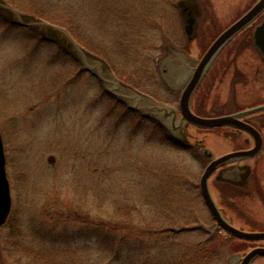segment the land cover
Listing matches in <instances>:
<instances>
[{"label": "rangeland", "instance_id": "374dc122", "mask_svg": "<svg viewBox=\"0 0 264 264\" xmlns=\"http://www.w3.org/2000/svg\"><path fill=\"white\" fill-rule=\"evenodd\" d=\"M6 1L69 30L125 84L177 109L194 61L169 85L166 65L157 66L158 59L173 58L166 47L170 42L185 49L196 67L218 33L214 23L199 27L197 22L190 39L180 0ZM199 1L211 13L214 6L242 9L248 2L195 0L192 6ZM230 81L204 87L193 108L203 115L226 113L264 95L262 80L251 78L238 87V105L230 103ZM0 132L12 196L11 214L0 226V264H111L108 241L98 234L115 239L124 253L115 264H231L235 259L237 241L225 231L215 236L201 229L175 231L198 222L214 231L199 188L209 164L202 149L215 157L229 153L235 146L231 130L187 126L188 141L172 143L156 121L106 93L100 80L82 71L54 41L1 15ZM227 168L241 174L231 175L232 182L220 179L222 170L211 176L217 205L237 227L263 228L264 157ZM250 171L255 173L251 188L244 175ZM257 183L263 189L257 191Z\"/></svg>", "mask_w": 264, "mask_h": 264}, {"label": "water", "instance_id": "95a60500", "mask_svg": "<svg viewBox=\"0 0 264 264\" xmlns=\"http://www.w3.org/2000/svg\"><path fill=\"white\" fill-rule=\"evenodd\" d=\"M195 0H181L179 3L180 8L183 10L188 8V12H183V16L186 18V33L190 39L195 34V16L198 13V6H192ZM264 8V0H260L254 8L245 15L241 20L232 25L226 31H224L208 48L202 59L195 67V60H192L188 53L184 50L176 48L172 44L166 45L167 50L173 55L172 59L160 58L157 61L158 66H163V62L166 65L165 72H168V76L164 77L165 83L172 85L174 83V74L183 70L186 63L194 61V67L189 77V81L182 91L179 109L169 106L165 103L156 101L154 98L141 93L132 86L125 84L114 74L109 64L102 58L92 54L83 46H81L72 34L65 28L47 22L45 20L36 18L34 16L21 13L6 0H0V15L5 21L21 27H27L33 29L38 34H41L44 39L54 41L68 54L72 55L75 60L80 64L81 70H87L100 80L104 90L115 97L118 101L124 103L129 109L140 113L143 117L156 121L162 126L170 136L179 142H186L187 132H185L187 126H194L197 128L212 129L216 127L224 126H236L244 129L248 133L254 136L256 139V148L246 152L228 153L220 157H215L214 153L208 149H202V155L209 161L199 183L200 192L202 198L211 213L213 219L216 222L214 231H210L203 223L192 226H182L179 229H175L177 232L182 231H194L201 229L214 235L215 232L221 228L227 234L232 237L241 240H259L264 238V232H249L241 230L226 220L223 216L221 209L217 205L209 185L211 176L220 168L238 162L244 159H250L260 150L259 140L261 139L260 133L252 126L247 125L240 120L241 117L251 115L253 113L264 111V105L256 107L254 109L242 111L240 113L228 116L203 118L196 115L190 106L191 98L196 91L198 85L203 79L204 75L211 67L215 59L221 50L229 43V41L259 12ZM263 37L261 31L256 33V41L260 51L263 53ZM181 114V118L178 114ZM184 130V131H182ZM200 145V142H198ZM226 169V170H225ZM221 171L220 179L232 182L233 177L230 170L233 168H225ZM236 175V174H235ZM246 177L248 173L244 174ZM12 210V196L11 187L7 175L6 169V154L4 148V142L2 134L0 132V226L7 223ZM260 250H255L243 259V264H250L255 255Z\"/></svg>", "mask_w": 264, "mask_h": 264}, {"label": "flooded vegetation", "instance_id": "af4514ba", "mask_svg": "<svg viewBox=\"0 0 264 264\" xmlns=\"http://www.w3.org/2000/svg\"><path fill=\"white\" fill-rule=\"evenodd\" d=\"M214 1H217V0H214ZM259 1L260 0H248V2L245 4V7H242V9L240 8L237 9L238 6H236L235 8H229L228 10H226L223 7L219 8V7L214 6L213 13L209 12L208 10H205L199 1L200 5L198 6V13L194 17L195 18L194 26H196L198 22L199 27H200V24L205 22L208 24L214 23L215 26L218 27V33L213 38V40L210 42L209 46L203 52L201 59L206 53V51L208 50V48L211 46V44L224 31H226L232 25H234L239 20H241L245 15H247ZM179 11H180L182 18L186 20L185 16H183V12L185 13L188 12L189 11L188 8L185 7L184 10L182 8H179ZM257 31H261V36L263 37L262 46H263V51H264V8L254 18H252L229 41L228 44H226V46L221 50V52L218 54L217 58L211 65V67L208 69V71L204 75L203 79L198 85L190 101L191 109L196 115L203 117V118L228 116V115H234L242 111L254 109L256 107L264 105V95L261 94L255 100V102L253 101L249 106L240 107L241 106L240 105L238 109H235L233 111H229L226 113L203 115L201 112L195 110L192 106V102L194 98L198 95V92L205 89L204 87L211 90V89H214V86H216V83L220 84L221 86H224L225 79L231 80L229 82V86H231L229 100H230V103H234L235 105H238V101H239L238 100V87L239 86L244 87V85L247 84L248 79H251V78L257 79V80L261 79L262 86L260 87V89H261V92L264 93V52L262 53L257 45V41H256ZM210 78H212V80L216 79L217 81L210 82L211 81L209 80ZM180 98H179V102H180ZM203 101H204V98H203ZM179 102H178V107H179ZM217 103L220 108H223L222 106L226 105L224 102L222 101L220 102V100ZM178 117L181 118V115H178ZM240 120H242L243 123L254 127L260 133V136H261V139L259 140L260 150L251 159H258V158L264 157V111H259L251 115L241 117ZM224 127H227L231 130V135H230L231 143L235 145L232 151H230L229 153L246 152V151H250L256 148L257 146L256 139L254 138L253 135H251L244 129L240 127H236V126H224ZM217 128H221V127H216L212 129H217ZM212 129H202L201 128V130H212ZM235 143H238V144L236 145ZM232 170L235 171V173H232V172L230 173L232 175L236 174L237 176H239L241 174L239 173L238 168H233ZM254 174L255 173L254 172L252 173L251 171L250 175L247 176L250 179V184L252 183L251 185H248V187L250 188L254 187L252 186ZM256 185L257 187L255 188L257 191L259 189L260 190L263 189L262 184L261 186L259 185V183L255 184V186ZM239 186L242 187L243 185L239 184ZM228 221L232 223L230 220ZM245 230L250 231V232H264V227L261 229L248 227V229H245ZM219 231L222 232L223 230L218 229L215 234H217ZM227 238L233 241H237L236 247L234 246L233 248V255L235 256V259L234 260L231 259V261L233 260L231 264H243V259L245 258V256L255 250H260V251L259 253H257V255H255V257L253 258L250 264H264V238L259 239V240H241V239H237L234 237H230L228 234H227Z\"/></svg>", "mask_w": 264, "mask_h": 264}, {"label": "trees", "instance_id": "16d2710c", "mask_svg": "<svg viewBox=\"0 0 264 264\" xmlns=\"http://www.w3.org/2000/svg\"><path fill=\"white\" fill-rule=\"evenodd\" d=\"M11 5V4H10ZM70 28V27H69ZM69 31V30H68ZM70 32V31H69ZM71 33V32H70ZM72 34V33H71ZM73 36V35H72ZM169 43V42H168ZM84 47V46H83ZM85 48V47H84ZM109 64V63H108ZM110 66V65H109ZM111 67V66H110ZM112 68V67H111ZM161 127V126H160ZM164 131L167 133V131L164 129ZM168 134V133H167ZM169 135V134H168ZM172 143H176L177 141L174 140L170 135H169V138H168ZM233 184V183H232ZM233 186H238V184H234ZM98 236L101 238V239H106L108 241V249L109 252V256L112 258L111 259V264H115L119 261V258L118 257H122L124 255V253L122 251H120L119 249H117V245L115 243V239L113 238H110V237H107L106 235H100L98 234ZM103 251V249H102Z\"/></svg>", "mask_w": 264, "mask_h": 264}]
</instances>
